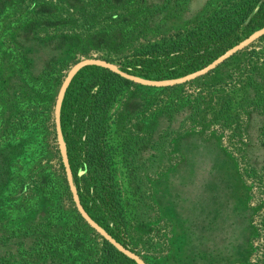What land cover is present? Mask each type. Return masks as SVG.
<instances>
[{
	"label": "rangeland",
	"instance_id": "1",
	"mask_svg": "<svg viewBox=\"0 0 264 264\" xmlns=\"http://www.w3.org/2000/svg\"><path fill=\"white\" fill-rule=\"evenodd\" d=\"M240 1L0 0V264L100 257L55 132L72 66H118ZM165 87L124 85L103 121L104 182L117 192L122 239L145 264H264V34L208 74ZM76 117L78 137L86 123ZM83 163L78 175L92 187L96 169Z\"/></svg>",
	"mask_w": 264,
	"mask_h": 264
},
{
	"label": "trees",
	"instance_id": "2",
	"mask_svg": "<svg viewBox=\"0 0 264 264\" xmlns=\"http://www.w3.org/2000/svg\"><path fill=\"white\" fill-rule=\"evenodd\" d=\"M262 27L264 0L232 2L203 16L190 29L135 48L120 59L117 67L145 80L178 78L204 67ZM130 83L131 80L107 68L87 65L72 76L60 106L61 131L80 202L92 220L126 248L128 246L119 233L121 215L116 200L117 192L112 183L107 187L104 182L107 165H104L99 138L103 133L102 125L108 108L123 86ZM178 86H167L162 90H173ZM73 116L85 118V126H78V129L81 128L78 137L72 135L76 122ZM80 163H83V168L94 165L97 174L92 187L82 183L86 175H78L77 165ZM77 216L83 222L79 213ZM100 238L102 249L96 264H137L106 239Z\"/></svg>",
	"mask_w": 264,
	"mask_h": 264
},
{
	"label": "water",
	"instance_id": "3",
	"mask_svg": "<svg viewBox=\"0 0 264 264\" xmlns=\"http://www.w3.org/2000/svg\"><path fill=\"white\" fill-rule=\"evenodd\" d=\"M264 34V27L260 28L259 30L253 32L246 38L242 39L226 51H224L221 55L216 57L213 61L205 65L204 67L191 72L185 76H181L178 78H173L169 80H164V81H151V80H145L139 77H134L130 74H127L123 71H121L117 66L114 64L102 60V59H96V58H85L82 59L78 62H76L71 70L70 73L65 77L63 87L59 90V94L56 100V109L57 112L55 113V132L56 135L61 143L64 142L63 140V135L61 131V122H60V115L58 113L60 106H61V101L64 96L65 89L67 85L69 84V81L71 80L72 76L82 67L87 66V65H96L100 67L107 68L122 77L131 80L134 83L145 85V86H173V85H179V84H184L186 82L195 80L203 75L208 74L210 71L221 65L223 62L228 60L230 57H232L234 54L237 52L241 51L245 46H247L249 43L253 42L256 40L258 37ZM66 174H67V179L69 183V188L72 196V200L74 202V206L79 213V215L82 217V219L85 221V223L92 229L94 230L99 236L102 238L106 239L109 243H111L118 251H120L123 255L126 257L134 260L137 264H145V262L141 259L140 256H138L136 253L132 252L125 246H123L121 243H119L114 237H112L104 228L99 226L96 222L92 220V218L89 216V214L84 210L79 196L77 194V190L73 184V182L70 179L71 171L69 168V163L68 160L64 162Z\"/></svg>",
	"mask_w": 264,
	"mask_h": 264
}]
</instances>
